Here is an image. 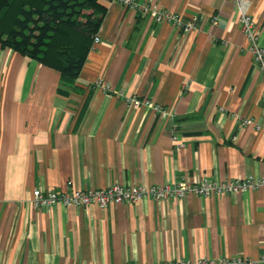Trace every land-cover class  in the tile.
Masks as SVG:
<instances>
[{
	"label": "crops",
	"instance_id": "0c3cea01",
	"mask_svg": "<svg viewBox=\"0 0 264 264\" xmlns=\"http://www.w3.org/2000/svg\"><path fill=\"white\" fill-rule=\"evenodd\" d=\"M136 1L193 27L103 0L72 82L0 45V264H264V187L105 208L31 201L34 189L264 178L261 74L234 1ZM246 1L264 46V0Z\"/></svg>",
	"mask_w": 264,
	"mask_h": 264
},
{
	"label": "trees",
	"instance_id": "16d2710c",
	"mask_svg": "<svg viewBox=\"0 0 264 264\" xmlns=\"http://www.w3.org/2000/svg\"><path fill=\"white\" fill-rule=\"evenodd\" d=\"M103 0H0V45L75 80L105 15Z\"/></svg>",
	"mask_w": 264,
	"mask_h": 264
},
{
	"label": "built area",
	"instance_id": "2783aa9c",
	"mask_svg": "<svg viewBox=\"0 0 264 264\" xmlns=\"http://www.w3.org/2000/svg\"><path fill=\"white\" fill-rule=\"evenodd\" d=\"M124 6H128L141 13L142 15H150L156 21L172 22L180 25L181 29L188 31L193 27L192 22L181 24L177 15L169 14L165 11L156 10L148 4H140L136 0H118ZM239 13L240 29L246 37L248 48L252 54L254 61L258 65L262 80V95L264 96V46L258 42L257 29L254 26L251 15L248 13V1L233 0ZM99 37L95 35L93 42H98ZM128 104L133 107L147 106L156 113L165 114L162 106L156 105L147 99H139L136 96L126 98ZM176 140V136L172 137ZM251 187H264V178H246V179H227L218 181L211 177H203L199 179L181 178L177 182H167L162 185H126L113 184L104 188L95 189H73L70 192L55 190L32 191L31 201L36 207L53 206L60 204L62 206H72L76 208H86L89 206H97L105 208L108 204L116 203H134L145 198H151L156 201H166L171 199L183 198L188 194H194L201 197H210L216 193L234 194L238 191H245ZM127 264H149L144 262H130ZM150 264H255L254 260L248 258H197L192 262L183 258H175L172 260L158 261Z\"/></svg>",
	"mask_w": 264,
	"mask_h": 264
}]
</instances>
